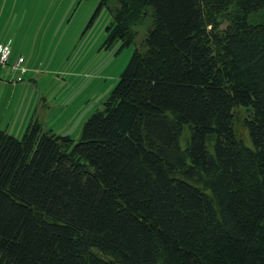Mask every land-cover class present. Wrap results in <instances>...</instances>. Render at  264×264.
Segmentation results:
<instances>
[{"label": "trees", "instance_id": "trees-1", "mask_svg": "<svg viewBox=\"0 0 264 264\" xmlns=\"http://www.w3.org/2000/svg\"><path fill=\"white\" fill-rule=\"evenodd\" d=\"M117 1L81 138L0 129V264H264V0Z\"/></svg>", "mask_w": 264, "mask_h": 264}, {"label": "rangeland", "instance_id": "rangeland-1", "mask_svg": "<svg viewBox=\"0 0 264 264\" xmlns=\"http://www.w3.org/2000/svg\"><path fill=\"white\" fill-rule=\"evenodd\" d=\"M10 1L17 9L13 30H19L34 71L13 93L0 88V129L22 137L35 116L78 141L85 121L103 108L147 28L138 27L135 42L119 50L120 41L106 45L117 0L102 6V0ZM244 112L238 109V114ZM237 129L252 145L247 129L239 122ZM181 142L184 146L183 137Z\"/></svg>", "mask_w": 264, "mask_h": 264}, {"label": "crops", "instance_id": "crops-1", "mask_svg": "<svg viewBox=\"0 0 264 264\" xmlns=\"http://www.w3.org/2000/svg\"><path fill=\"white\" fill-rule=\"evenodd\" d=\"M9 14L11 20H8ZM16 16L17 9L13 2L10 0H0V43H10L12 46L11 60H15L20 55L24 56V65L27 68V72L23 76L24 79L22 81H15L14 76L11 74L10 70L7 69L8 66L0 65V88L4 92L11 90V93L16 90L20 82L26 81L28 73L34 71L32 60L23 52V43L19 37V30H13ZM5 69H7V71ZM14 82L17 83L15 84Z\"/></svg>", "mask_w": 264, "mask_h": 264}, {"label": "built area", "instance_id": "built-area-1", "mask_svg": "<svg viewBox=\"0 0 264 264\" xmlns=\"http://www.w3.org/2000/svg\"><path fill=\"white\" fill-rule=\"evenodd\" d=\"M12 46L10 43H0V65L8 66L16 81H22L27 68L24 65L25 57L20 55L11 60Z\"/></svg>", "mask_w": 264, "mask_h": 264}]
</instances>
